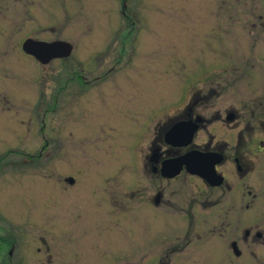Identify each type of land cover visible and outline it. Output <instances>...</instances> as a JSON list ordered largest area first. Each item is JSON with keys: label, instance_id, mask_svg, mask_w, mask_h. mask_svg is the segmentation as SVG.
Listing matches in <instances>:
<instances>
[{"label": "rangeland", "instance_id": "374dc122", "mask_svg": "<svg viewBox=\"0 0 264 264\" xmlns=\"http://www.w3.org/2000/svg\"><path fill=\"white\" fill-rule=\"evenodd\" d=\"M223 1L221 10H232V0ZM218 6L0 0V10L30 7L46 18L40 30L19 17L15 32L0 19V264H10L11 234L13 264H55L65 254L68 264H151L166 246L162 236L176 245L186 237L175 262H213L225 241L211 237L219 225L213 209L196 213L202 222L147 210L153 180L141 173L148 138L139 136L151 112L163 110L160 122L170 105L197 98L203 71L218 66L215 56L235 54L233 31L217 25ZM28 35L68 42L72 53L41 67L22 56ZM219 40L226 52L205 54Z\"/></svg>", "mask_w": 264, "mask_h": 264}, {"label": "flooded vegetation", "instance_id": "af4514ba", "mask_svg": "<svg viewBox=\"0 0 264 264\" xmlns=\"http://www.w3.org/2000/svg\"><path fill=\"white\" fill-rule=\"evenodd\" d=\"M227 3L232 10H221L226 1L218 0L220 10L215 19L219 27L233 31L235 54L215 56L218 66L203 71L204 86L195 100L170 105L160 122L156 121L164 113L162 109L147 116L149 120L139 136V140L148 138L145 152L140 153L141 173L153 180L147 208L151 216L157 217L158 211L165 208L166 213L173 214L175 210L189 222L197 220L196 213L214 210L219 225L210 232L211 237L225 241L218 240L211 264H264V0ZM25 8L0 10V19L14 32L19 17L22 25L33 21L44 30L43 12ZM22 29L29 30L27 25ZM26 40H61L28 35L19 44L22 56L41 67L61 60L40 64L23 51ZM205 48L207 55L226 52L220 40ZM186 156L198 159L200 174H191L182 166L178 174L169 177L174 166L168 167ZM180 178L184 182L174 188L172 183ZM157 235L158 232L152 236L156 246L160 242ZM184 241L178 240L180 245H176L162 236L160 245L166 246L156 248L151 264H187L174 261L184 253ZM7 243L9 263L13 264L12 234ZM65 257L60 255L55 264H68Z\"/></svg>", "mask_w": 264, "mask_h": 264}, {"label": "water", "instance_id": "95a60500", "mask_svg": "<svg viewBox=\"0 0 264 264\" xmlns=\"http://www.w3.org/2000/svg\"><path fill=\"white\" fill-rule=\"evenodd\" d=\"M22 49L26 54L33 56L42 65H47L53 59H66L71 55L73 50L72 46L65 41L46 43L33 40H26L22 45ZM182 166H185L191 174H200L198 159L186 156L177 160L173 165L168 167L174 168V172L172 174H168L169 177L178 174ZM65 182L68 185L74 184L73 178L70 177L66 178Z\"/></svg>", "mask_w": 264, "mask_h": 264}]
</instances>
